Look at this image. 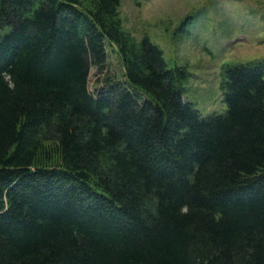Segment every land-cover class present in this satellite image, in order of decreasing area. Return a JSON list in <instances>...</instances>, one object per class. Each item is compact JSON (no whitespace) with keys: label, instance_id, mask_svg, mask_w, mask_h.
I'll return each instance as SVG.
<instances>
[{"label":"trees","instance_id":"1","mask_svg":"<svg viewBox=\"0 0 264 264\" xmlns=\"http://www.w3.org/2000/svg\"><path fill=\"white\" fill-rule=\"evenodd\" d=\"M120 6L0 0V264H264V63L205 116Z\"/></svg>","mask_w":264,"mask_h":264},{"label":"rangeland","instance_id":"2","mask_svg":"<svg viewBox=\"0 0 264 264\" xmlns=\"http://www.w3.org/2000/svg\"><path fill=\"white\" fill-rule=\"evenodd\" d=\"M122 28L140 41L148 36L171 67H184L186 100L203 115L224 113L226 66L264 63V0H121ZM104 73L92 69L90 90L122 81L121 58L109 48Z\"/></svg>","mask_w":264,"mask_h":264}]
</instances>
